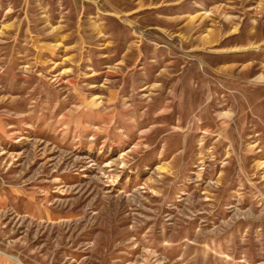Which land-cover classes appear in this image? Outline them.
<instances>
[{"label":"rangeland","instance_id":"1","mask_svg":"<svg viewBox=\"0 0 264 264\" xmlns=\"http://www.w3.org/2000/svg\"><path fill=\"white\" fill-rule=\"evenodd\" d=\"M0 264H264V0H0Z\"/></svg>","mask_w":264,"mask_h":264}]
</instances>
